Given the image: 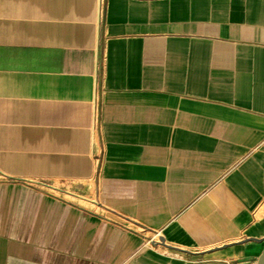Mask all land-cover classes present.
<instances>
[{"label":"crops","instance_id":"0c3cea01","mask_svg":"<svg viewBox=\"0 0 264 264\" xmlns=\"http://www.w3.org/2000/svg\"><path fill=\"white\" fill-rule=\"evenodd\" d=\"M263 238L264 0H0V264H257Z\"/></svg>","mask_w":264,"mask_h":264},{"label":"water","instance_id":"95a60500","mask_svg":"<svg viewBox=\"0 0 264 264\" xmlns=\"http://www.w3.org/2000/svg\"><path fill=\"white\" fill-rule=\"evenodd\" d=\"M263 240H264V238H263ZM257 264H264V248H263V250H262V252L258 258Z\"/></svg>","mask_w":264,"mask_h":264},{"label":"bare ground","instance_id":"6f19581e","mask_svg":"<svg viewBox=\"0 0 264 264\" xmlns=\"http://www.w3.org/2000/svg\"><path fill=\"white\" fill-rule=\"evenodd\" d=\"M71 192V191H70ZM67 196V195H66ZM77 199V198H76ZM78 201H80V200H78ZM82 203V202H81ZM83 204V203H82ZM132 223V222H131Z\"/></svg>","mask_w":264,"mask_h":264},{"label":"built area","instance_id":"2783aa9c","mask_svg":"<svg viewBox=\"0 0 264 264\" xmlns=\"http://www.w3.org/2000/svg\"><path fill=\"white\" fill-rule=\"evenodd\" d=\"M158 241H161V238H159Z\"/></svg>","mask_w":264,"mask_h":264}]
</instances>
